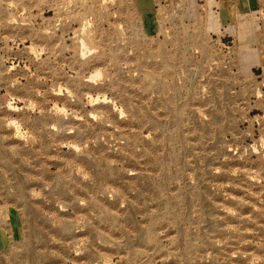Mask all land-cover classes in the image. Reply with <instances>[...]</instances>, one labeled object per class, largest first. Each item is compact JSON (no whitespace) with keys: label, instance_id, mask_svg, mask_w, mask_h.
Instances as JSON below:
<instances>
[{"label":"rangeland","instance_id":"374dc122","mask_svg":"<svg viewBox=\"0 0 264 264\" xmlns=\"http://www.w3.org/2000/svg\"><path fill=\"white\" fill-rule=\"evenodd\" d=\"M212 3L0 0V264H264V31Z\"/></svg>","mask_w":264,"mask_h":264},{"label":"crops","instance_id":"0c3cea01","mask_svg":"<svg viewBox=\"0 0 264 264\" xmlns=\"http://www.w3.org/2000/svg\"><path fill=\"white\" fill-rule=\"evenodd\" d=\"M216 3L215 4H210L209 6H205V9L206 11H208L209 13V10L211 9L212 11H214V15H213V18L211 19V21H207V17H209L207 14L204 15V22H203V25L208 28V30H216L217 31H221L223 29V31L225 30V27H237L239 25H241L242 27H245L246 25L249 27L251 26V31H253V25L252 23H250L249 21V24L248 23H242V22H239L242 20L243 16L244 15H247V14H250L251 12H253L254 10H257L258 9V6H259V3L257 0H255V7L252 9V10H248L245 6V8L241 11H237L236 9H232L230 6H228V9L226 10V13L223 15V20L219 18V16L217 17V14H218V9H217V4L220 0H215ZM152 4L155 5V2H153ZM157 7V5H156ZM155 7V8H156ZM162 7L160 6V9ZM150 14V13H149ZM255 15H257V11H255ZM207 16V17H206ZM256 19H257V16H256ZM221 29V30H220ZM254 32V31H253ZM252 33V32H251ZM250 39H255V37H251L250 36Z\"/></svg>","mask_w":264,"mask_h":264},{"label":"built area","instance_id":"2783aa9c","mask_svg":"<svg viewBox=\"0 0 264 264\" xmlns=\"http://www.w3.org/2000/svg\"><path fill=\"white\" fill-rule=\"evenodd\" d=\"M161 2H162V4H161ZM163 4H164V1H160L159 2V5L161 7H162ZM156 5H157L156 8H158L159 5L157 3H155V6ZM158 9H160V7ZM257 13H258V17H259V20L258 21L260 22V24L262 26V29L264 31V2L263 3L262 2L259 3V7L257 9ZM263 40H264V36H263ZM262 57H263V61L258 66V68H259V74L257 75L261 80L264 77V51H263V56ZM260 86L262 88H264V85L263 84H261Z\"/></svg>","mask_w":264,"mask_h":264}]
</instances>
